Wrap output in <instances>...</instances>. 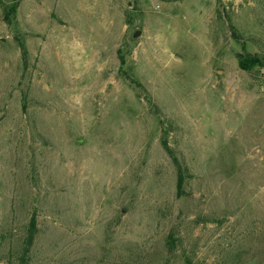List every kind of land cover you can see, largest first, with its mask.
Listing matches in <instances>:
<instances>
[{"label": "rangeland", "instance_id": "obj_1", "mask_svg": "<svg viewBox=\"0 0 264 264\" xmlns=\"http://www.w3.org/2000/svg\"><path fill=\"white\" fill-rule=\"evenodd\" d=\"M18 1L8 24L0 0V264L34 216L29 264H264V68L232 37L264 54L256 0Z\"/></svg>", "mask_w": 264, "mask_h": 264}, {"label": "trees", "instance_id": "obj_2", "mask_svg": "<svg viewBox=\"0 0 264 264\" xmlns=\"http://www.w3.org/2000/svg\"><path fill=\"white\" fill-rule=\"evenodd\" d=\"M219 3H221L220 0H218ZM256 5L262 9V11L264 12V0H256ZM18 8H19V1L18 0H10V5L7 6V8L5 9L4 12V19L6 22H8V24L12 23L13 18L16 16L17 12H18ZM232 37L233 39L239 43L244 51L243 56L240 57L239 59V67L247 72H251L254 69L257 68H264V54H254V53H250L248 50V45L249 43L252 41L253 43H255L256 46H258L256 43H259L258 40H255L252 37H245L243 36L239 31L237 30H232ZM249 41H246V39ZM21 48H22V53L24 55V58L27 59L28 57V50L26 45L21 44ZM119 59H120V63H121V69H124V67L127 65L128 61H127V56L125 54H123L121 52V50H119ZM23 109L26 110V106H23ZM164 135H163V139H162V144L165 148V150L167 151V153L170 155V157L173 159L176 167H177V172H178V178H177V191H178V195H181L184 191V186H185V182H186V176H187V168L183 166V164L179 161V159L177 158V156L175 155L173 149L169 146V143L167 141V132L164 129ZM37 220L36 217H32L31 221H30V225H29V233L26 239V244L25 247L23 249V252L21 254L20 257V264H29V252L31 247L33 246L36 236H37ZM174 242V239L172 236H170L169 238V245L171 246ZM231 264H241L238 262H233Z\"/></svg>", "mask_w": 264, "mask_h": 264}]
</instances>
